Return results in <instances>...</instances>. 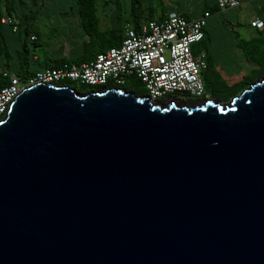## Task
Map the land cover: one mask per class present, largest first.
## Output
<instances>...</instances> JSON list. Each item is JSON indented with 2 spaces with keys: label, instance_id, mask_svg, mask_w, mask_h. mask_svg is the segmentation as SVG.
<instances>
[{
  "label": "water",
  "instance_id": "obj_1",
  "mask_svg": "<svg viewBox=\"0 0 264 264\" xmlns=\"http://www.w3.org/2000/svg\"><path fill=\"white\" fill-rule=\"evenodd\" d=\"M0 264H264V77L195 103L22 87L0 117Z\"/></svg>",
  "mask_w": 264,
  "mask_h": 264
},
{
  "label": "built area",
  "instance_id": "obj_2",
  "mask_svg": "<svg viewBox=\"0 0 264 264\" xmlns=\"http://www.w3.org/2000/svg\"><path fill=\"white\" fill-rule=\"evenodd\" d=\"M214 2L216 8L224 9L238 5L240 0ZM208 14L204 11L186 18L170 10L161 20L149 19L136 27L125 28L118 45L98 52L89 60L39 68L23 80L9 73V83L0 88V117L22 87L35 82L57 83L62 79L104 87L119 85L126 76L135 75L152 99L164 100L169 96L177 97L176 94L185 99L203 97L200 70L205 66L204 50L193 53L191 45L203 36ZM262 23L260 18L250 21L256 26Z\"/></svg>",
  "mask_w": 264,
  "mask_h": 264
},
{
  "label": "rangeland",
  "instance_id": "obj_3",
  "mask_svg": "<svg viewBox=\"0 0 264 264\" xmlns=\"http://www.w3.org/2000/svg\"><path fill=\"white\" fill-rule=\"evenodd\" d=\"M31 1L22 0L20 8L27 15H36L26 28L35 32L37 35L35 41L38 45H32L30 37L25 33V24L18 22L14 10L10 11L11 21L9 22L3 4L0 3L1 14L5 17V20L2 19L0 23V33L10 52V65L13 67L16 62V50L21 48V42H25L27 45L28 56L31 53L36 54L37 62L40 63L49 60L48 57L64 55L68 58L80 53L85 35L76 16L75 0H38L36 4L38 7L34 8L35 12L28 10L32 5ZM206 1L207 3L211 2V0ZM132 2L135 3V0H95V12L99 17V27L115 25L130 27L128 17ZM200 2L201 0H151L154 15L159 14V6L163 4L164 7L169 6L179 11L189 12L190 17L199 14ZM12 5L16 11L20 9L16 0L12 2ZM257 15L264 20L263 0H244L237 6L213 12L206 21L208 38L204 44L195 42L196 47H206L207 51H211L214 57V69L218 72L219 77L226 82L235 81L250 66L237 46V41L240 37L247 38L253 35L255 29L250 27L248 21ZM4 61L5 56L0 54V67H4ZM74 84L77 88H82L81 84L77 82ZM140 86L143 87L142 82ZM176 96L178 102L185 101L187 103H195L205 98V94L203 97L188 96L189 98L186 99L180 98V94H176Z\"/></svg>",
  "mask_w": 264,
  "mask_h": 264
},
{
  "label": "trees",
  "instance_id": "obj_4",
  "mask_svg": "<svg viewBox=\"0 0 264 264\" xmlns=\"http://www.w3.org/2000/svg\"><path fill=\"white\" fill-rule=\"evenodd\" d=\"M38 0H32L31 6H29L28 10L31 12H35V7H38ZM194 1V0H193ZM12 2L14 0H0V3L3 4V7L7 13L9 22L11 21V13L13 11L14 14L17 15L18 22L24 23L25 33L31 39L32 45H38L35 41L37 39V35L34 31L27 30L29 23L35 19L36 15H27L24 10H22L21 4L22 0H16L18 4L17 11L13 8ZM76 4V16L80 26L83 29V34L85 35V39L83 41V47L80 53L75 54L74 56L65 57L64 55H60L58 57H48L49 60L43 61L42 63L37 62V56L34 53H31L28 56L29 50L25 42H21V48L16 50V62L12 67L10 65V52L7 47V44L4 40V37L0 33V54L5 56L4 67H0V88L9 83V73H14L19 76L22 80L24 77L29 76L34 73L35 70L43 67H56L60 66L63 63H79L82 61L89 60L93 58L98 52L105 50L106 48L114 45H118L124 36L125 28L129 27H121L119 25L110 26V27H99V17L96 14L95 0H75ZM194 4V3H193ZM200 10L199 14H203L204 11H208L209 13L218 12L222 9H218L215 6L214 0L208 2L206 0H201L200 2ZM198 5V6H199ZM163 4H160L159 7H162ZM264 6V1H263ZM234 7V6H233ZM230 8V7H229ZM226 9V8H225ZM177 11V10H176ZM179 11V10H178ZM168 12V11H167ZM186 18L190 17L189 12L179 11ZM198 13V12H197ZM153 7L151 4V0H135V3L130 4L129 8V25L131 27H136L140 22L146 21L153 18ZM159 15V14H158ZM197 15V16H198ZM164 17V16H163ZM162 17V18H163ZM2 18L5 17L1 14L0 9V23L2 22ZM160 16L157 20L162 19ZM206 21V20H205ZM208 38V31L205 26L203 28V36L197 42H202ZM197 44L194 43L191 45V51L193 53L198 52L199 49L204 50V59L205 66L200 70L201 78L203 80V85L205 92L210 95L216 96L219 100L226 101L229 97L236 94L242 87L247 85L249 82L259 78L264 77V29L255 28V33L247 38H238L237 46L241 49L242 55L245 60H247L250 64L249 68L246 72L242 73L239 78H237L233 82H226L225 80L219 77L218 72L214 69V64L211 56L208 54L206 47H196ZM33 62V64H32ZM36 62V64H34ZM32 64V65H31ZM76 81L70 79H62L57 83L68 84L74 86L79 91H86L89 89H97L103 87V85H94V84H81L82 88H77L74 84ZM141 80L135 75L126 76V80L119 84V86H123L127 89H131L137 94H147L146 89L140 86Z\"/></svg>",
  "mask_w": 264,
  "mask_h": 264
},
{
  "label": "crops",
  "instance_id": "obj_5",
  "mask_svg": "<svg viewBox=\"0 0 264 264\" xmlns=\"http://www.w3.org/2000/svg\"><path fill=\"white\" fill-rule=\"evenodd\" d=\"M212 1V0H211ZM242 1H244V0H240V2H242ZM240 2H239V4H240ZM238 4V5H239ZM237 6V5H236ZM263 8H264V6H263ZM225 9V8H224ZM170 10H176L175 8H172V7H164V6H162V7H159V15H153V18H156V19H158V17L160 16L161 18L165 15V13L167 12V11H170ZM178 11V10H177ZM179 12V11H178ZM211 13H209L208 14V16L210 15ZM208 16L206 17V21H207V18H208ZM255 18H260V19H262V21H263V23H262V25H260V26H256V25H251L250 24V21L251 20H253V19H255ZM248 24L250 25V27H252V28H262V29H264V20H263V18L262 17H260V16H254L253 18H251V19H249V21H248ZM254 33H255V30L253 31ZM253 33V34H254ZM208 52V54L211 56V58H212V60H213V64H214V57H213V55H212V53H211V51L209 52V51H207ZM215 65V64H214Z\"/></svg>",
  "mask_w": 264,
  "mask_h": 264
},
{
  "label": "flooded vegetation",
  "instance_id": "obj_6",
  "mask_svg": "<svg viewBox=\"0 0 264 264\" xmlns=\"http://www.w3.org/2000/svg\"><path fill=\"white\" fill-rule=\"evenodd\" d=\"M204 97H205V98H208V97H210V98H217L216 96H214V95H210V94H208V93H206ZM217 99H218V98H217ZM220 101H222V100H220Z\"/></svg>",
  "mask_w": 264,
  "mask_h": 264
}]
</instances>
